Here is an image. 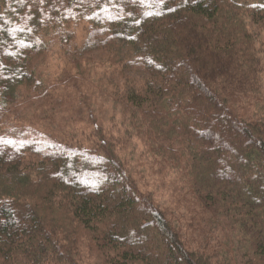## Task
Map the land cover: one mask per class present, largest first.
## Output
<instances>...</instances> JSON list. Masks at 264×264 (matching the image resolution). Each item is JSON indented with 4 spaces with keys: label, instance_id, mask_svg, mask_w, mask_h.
<instances>
[{
    "label": "trees",
    "instance_id": "trees-1",
    "mask_svg": "<svg viewBox=\"0 0 264 264\" xmlns=\"http://www.w3.org/2000/svg\"><path fill=\"white\" fill-rule=\"evenodd\" d=\"M262 31L264 0H0V264H83L85 246L101 264H264ZM52 49L119 69L107 95L174 174L196 246L102 126L86 144L11 115L76 102L45 70Z\"/></svg>",
    "mask_w": 264,
    "mask_h": 264
},
{
    "label": "rangeland",
    "instance_id": "rangeland-1",
    "mask_svg": "<svg viewBox=\"0 0 264 264\" xmlns=\"http://www.w3.org/2000/svg\"><path fill=\"white\" fill-rule=\"evenodd\" d=\"M70 31L72 41L79 45L86 36V24H74L70 27ZM257 39V46H264V31ZM91 56V65L86 68L84 65L76 68L73 61L61 57L56 50L49 51L44 62L48 76L54 79L59 76L69 78L65 97L76 102H72V105L45 103L40 107L39 99L32 102L19 99L21 104L13 105L18 108L13 110L11 115L26 123H36L38 125L35 126L58 136L75 138L86 144L94 141L95 126L93 125L102 126L103 132L111 134L106 136V139L114 140V148L119 159L125 165L127 172L135 177L141 190L149 194L160 206L175 214V218L179 220V227H182V231L188 236L189 245L196 246L200 242V236L196 230L192 231L190 224H187L188 213L185 211L186 207L184 208L179 201L178 184L174 174L159 168L154 155L152 156L145 148L146 144L144 145L140 139L133 135L126 138L128 134H124L126 128H123L124 124L120 120V106L114 105L107 95L108 92H113V89L110 88L111 85L107 87L106 83L113 84L117 79L120 80L119 69L100 60L102 57L96 52L91 53ZM64 68H68L69 71L60 75ZM129 74L133 75L134 71ZM197 229L199 231L200 227L198 226ZM212 235L208 234L207 239L208 241L210 239L209 243L212 247L216 246L219 249L221 245L219 240L224 241L221 238L222 233L212 232ZM82 248L83 264H101L94 250L89 249L88 246Z\"/></svg>",
    "mask_w": 264,
    "mask_h": 264
},
{
    "label": "snow or ice",
    "instance_id": "snow-or-ice-1",
    "mask_svg": "<svg viewBox=\"0 0 264 264\" xmlns=\"http://www.w3.org/2000/svg\"><path fill=\"white\" fill-rule=\"evenodd\" d=\"M161 2H163V0H161ZM10 143V142H9Z\"/></svg>",
    "mask_w": 264,
    "mask_h": 264
}]
</instances>
